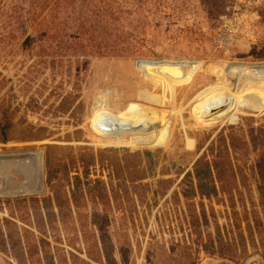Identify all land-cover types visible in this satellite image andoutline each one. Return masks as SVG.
I'll return each instance as SVG.
<instances>
[{"label":"rangeland","instance_id":"obj_1","mask_svg":"<svg viewBox=\"0 0 264 264\" xmlns=\"http://www.w3.org/2000/svg\"><path fill=\"white\" fill-rule=\"evenodd\" d=\"M230 64L264 65V0H0V151L44 167L0 197L2 263L264 264V106L198 117L241 98Z\"/></svg>","mask_w":264,"mask_h":264},{"label":"bare ground","instance_id":"obj_2","mask_svg":"<svg viewBox=\"0 0 264 264\" xmlns=\"http://www.w3.org/2000/svg\"><path fill=\"white\" fill-rule=\"evenodd\" d=\"M232 68L235 70H241V71L245 70V72L243 73H246V75L244 74L242 76L245 82H242L244 83L243 84L244 91L239 93L241 95V98H239L237 104L233 107V109H232V106H229L227 108L224 107L227 103L231 102V99L227 97L226 98L222 97L219 99H215L214 101H209L205 103L202 110L198 112L200 114L198 117H200L202 121H204L205 115L207 117L210 113L212 114L214 113V118H216L219 115L221 116L224 114L230 119H235L238 115V112L234 110L235 108H238L241 111H246L245 109L257 110L261 106H264V91L259 86L260 84H264V65L256 64V65H253V69L246 70L243 68L242 65L235 64V65H231L227 67L226 70H228L229 72L230 70H232ZM253 86L254 88H252ZM215 110L218 111V113H216ZM209 119L211 118L209 117ZM205 120H208V119H205ZM0 152H3V151H0ZM32 152H34L36 155L39 154L38 150H35ZM8 153L9 155H12V153L14 152H8ZM29 163H32V161ZM19 166H20V163L17 162L16 160L11 161L10 159H6L5 161H2V162L0 161V197L12 196V195L14 196L16 194H40V193L29 192L27 190H23V192H21V190L18 189L20 185H18V187L14 185H9L10 184L9 181L11 180V177L12 178L15 177L14 173L11 171L15 170V168H19ZM0 264H3L1 259H0Z\"/></svg>","mask_w":264,"mask_h":264},{"label":"trees","instance_id":"obj_3","mask_svg":"<svg viewBox=\"0 0 264 264\" xmlns=\"http://www.w3.org/2000/svg\"><path fill=\"white\" fill-rule=\"evenodd\" d=\"M101 52L104 53L105 50L103 49ZM174 65L175 64L172 63V64H167V66H165L164 65V61L160 60V61H156L155 63H153V64L151 63L150 65L146 66L144 72L147 73L148 75H150L151 77L155 78V79H157V77L158 78L159 77L167 78L169 76V74H167L168 69L170 67H172V70H173ZM151 72H154V73H151ZM160 73H162V76L158 75ZM160 80H162V82H163L165 79L160 78ZM99 108L100 109H108V110L110 109V108H107V107H99ZM99 108H97V109H99ZM96 110L94 111V114H95ZM12 127H13V125H12L11 121H9L8 119L5 120V122L1 124V126H0V138L2 140H10V139L14 138L15 133L12 131ZM33 137L35 139H42L43 135L35 133V135ZM136 140H137V142L129 141L130 145H144V144H147V142H149V140L146 139V138L143 141H140L138 139H136ZM96 141L99 144H105V145H107V144H119L118 142L111 141L110 137H106V136H103L102 138H97ZM55 159H56V156L53 154L52 146L49 145V149L46 152V169H47V172L49 174V177H52V174H53V171H54L53 163H54ZM213 168H214V170L216 172L218 180L220 181L221 190L223 192L228 191L229 187L227 185V181H226L227 178L225 176L226 168L225 167H221L218 163L217 164L215 163ZM228 170H231L228 179L229 180H233V181L236 182V177H235V174H234L233 169L231 168V166H229ZM260 177L262 179H264V176H260ZM140 178H143V175H140L139 179ZM201 193L204 194L202 191H201ZM104 198L107 199L110 202L107 194H104ZM115 200H116V196H115Z\"/></svg>","mask_w":264,"mask_h":264},{"label":"water","instance_id":"obj_4","mask_svg":"<svg viewBox=\"0 0 264 264\" xmlns=\"http://www.w3.org/2000/svg\"><path fill=\"white\" fill-rule=\"evenodd\" d=\"M42 150H39V154H35L34 152H26V151H15L12 155H9L7 151L0 152V161H5L6 159H10L11 161H17L20 163L19 168H15L14 170V178L11 177L9 181V185H14L18 187L21 192L23 190H27L29 192L34 193H43L44 192V167H43V154ZM9 156V157H8ZM30 160V161H29ZM32 163H29L31 162ZM13 170V169H11ZM12 172V171H11ZM19 174L23 175L22 180H18L17 176ZM21 195V194H16Z\"/></svg>","mask_w":264,"mask_h":264}]
</instances>
